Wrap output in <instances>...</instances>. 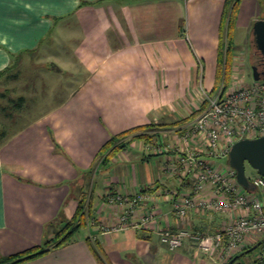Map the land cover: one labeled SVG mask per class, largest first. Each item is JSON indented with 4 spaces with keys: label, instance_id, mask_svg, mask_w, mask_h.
I'll list each match as a JSON object with an SVG mask.
<instances>
[{
    "label": "crops",
    "instance_id": "crops-1",
    "mask_svg": "<svg viewBox=\"0 0 264 264\" xmlns=\"http://www.w3.org/2000/svg\"><path fill=\"white\" fill-rule=\"evenodd\" d=\"M84 1L82 5V0H12L2 10L0 88L5 87L0 100L8 99L7 105L0 103L3 116L9 120L24 117L23 97L11 98L7 92L8 83L19 79L22 67L38 72L34 80H57L58 76L51 75L68 71L65 65L53 60L37 62L34 56L61 44L64 37H74L66 21L72 17L81 34L72 60L64 62L78 64L72 80L79 72L82 81L37 118L21 120L20 128L10 132L0 123V254L12 255L42 244L63 224L60 216L72 218L79 201L88 195L92 207L85 232L70 244L21 264H99L91 248L96 242L111 264H218L189 240L170 250L154 232L102 228L114 225L118 218V208L108 203L113 191L190 192L189 178L165 170L167 161L177 163L181 150L154 154L156 143L150 146L136 140L113 157L106 169L99 168L98 154L112 136L135 127L155 124L157 129L151 133L161 127L166 133L171 129L175 139L205 108L201 86L214 95L225 84L215 89L218 80H229L227 89L232 80H242L245 62L250 59L255 66L257 52L253 32L247 46L241 47L233 29L241 21L252 26L264 19V0H240L228 34L224 24L227 0ZM246 12L248 18L243 19ZM65 30L72 33L64 34ZM63 50L57 51L58 58L65 55ZM226 65L228 73L221 76L219 71ZM18 100L22 106L15 109L12 103ZM166 133L156 135L154 142L176 146L173 138L165 140ZM157 155L164 165L151 167ZM123 160L130 165L120 164ZM142 206L155 212L161 227L172 230L213 232L231 218L228 211H207L179 219L168 200L157 206L145 200ZM250 242L258 244L256 252L261 241Z\"/></svg>",
    "mask_w": 264,
    "mask_h": 264
},
{
    "label": "built area",
    "instance_id": "built-area-1",
    "mask_svg": "<svg viewBox=\"0 0 264 264\" xmlns=\"http://www.w3.org/2000/svg\"><path fill=\"white\" fill-rule=\"evenodd\" d=\"M200 90L206 106L176 136V146L156 142L155 147L159 154L171 148L181 150L177 163L167 161L165 170L170 175L180 173L189 178L191 191L179 193L162 188L151 194L146 193L147 188L130 194L113 191L108 194V203L118 208V218L114 225H102V228L154 232L170 250L182 247L189 240L203 256L219 263H226L242 248L251 246L250 241L253 244L261 241L253 257L239 264H264V176L258 173L247 176L251 190L246 192L233 168L215 163L216 158H227L235 141L264 135V79L244 85L232 83L227 90L223 92L220 88L214 95L202 86ZM145 200H152L155 206L161 200L170 201L179 219L192 212L207 211H228L231 218L213 232L172 230L160 226L154 211L142 210Z\"/></svg>",
    "mask_w": 264,
    "mask_h": 264
},
{
    "label": "rangeland",
    "instance_id": "rangeland-1",
    "mask_svg": "<svg viewBox=\"0 0 264 264\" xmlns=\"http://www.w3.org/2000/svg\"><path fill=\"white\" fill-rule=\"evenodd\" d=\"M247 16V17H246ZM247 19L248 18V12L245 13V17H243V19ZM66 21H68L70 24L69 26H71L70 31H73L74 33L65 30L64 34H68L69 32L72 33L74 35L73 36H69V37H64L66 40L62 41L61 44H55L51 49H43V50H39L38 53L34 56V60H36L37 62H41V63H45L48 62L50 60H53V62H55V64H59V65H65L64 70L68 69V71L64 72V73H60L58 74V72L55 73V75H51V76H58L57 80H34L36 79V75L38 74V72L34 71L33 69H27V71L25 70L24 67H22V71L19 72V79L17 80H10L11 82L8 83V89L7 92H9V96L11 98H18V97H23V99L25 100V105H26V109H25V114L24 117H22L21 119L18 117H15V120H9L7 119L5 116H3L0 113V123L2 125H5L7 127L8 131H13L16 130L17 128H20L22 123L21 120L23 121H30L32 119L37 118L39 115H41L44 111H46L47 109H50L52 105H54L55 103H57L58 98H63L66 97L69 93H71L76 87H77V83H80L82 80H80V73L78 72L77 76L74 78L75 80H72V75L76 72V70H79L78 68V64L75 62L71 63V66H68V64L66 65L64 61H70L72 60V49L73 46L75 45L76 40L79 38V35L81 34L80 30H77L75 27V18H69ZM248 23V24H247ZM252 29H253V25L251 26V22H244L241 21V23H237L235 24V27L233 29V35L235 37L236 42L239 43V45L241 47H246L247 43H248V37L249 35L252 34ZM59 49V50H57ZM66 52H64V50ZM63 50V52L65 53V55L61 54V57L58 58L57 51ZM56 51V52H55ZM52 53V54H50ZM54 56V57H53ZM58 65V66H59ZM253 66L252 63L250 61V59H248V63L245 62V66L243 67V71H242V77H244L242 80H232L233 83L237 84H247V83H253L256 82L254 77H253V70H252ZM55 69V67H54ZM259 69H262V65L259 67ZM26 71V72H25ZM82 71V69L80 70ZM71 75V76H70ZM245 78L247 80H245ZM231 82V80H230ZM232 83H230L229 86H231ZM5 86H2L0 88V90H3ZM8 99H1L0 103L3 104H8ZM0 124V127H2V125ZM157 129V128H156ZM154 129H150L148 130L147 133L148 135H152L153 137L156 135H159L161 133H166L164 128H159L158 130H156L155 133H151V131H153ZM163 131V132H160ZM167 138L168 140L172 139L173 136H171L173 134V130L168 129L167 130ZM177 135L179 136V134L177 133ZM156 138V137H155ZM128 139H125L124 141H127ZM173 140L175 141V139L173 138ZM144 151V150H143ZM149 153V152H146ZM160 156V157H159ZM154 159H151L150 161V166L154 167V168H160L162 165H164L162 163V156L161 155H157L156 157H153ZM161 158V159H160ZM121 159V158H119ZM216 162H220L223 163L227 166V158L223 159L222 162L220 160H215ZM134 163L138 165H140V163H138V161L134 160L132 161ZM120 164H128L130 165L129 162H125L120 161ZM245 173L248 177H252L255 176L257 174L256 170L254 168H252L248 163L245 165ZM96 178V177H95ZM98 178V177H97ZM96 178V179H97ZM98 180V179H97ZM95 182V179H94ZM94 182L92 181V185L94 184ZM88 187V186H87ZM88 191L89 188H87ZM246 191V190H244ZM247 192V191H246ZM249 194V192H248ZM85 232V228L81 229L78 233L82 234ZM254 254L250 253L247 254L241 258L238 259L237 262H235L234 264H239L241 262H247L246 260L250 257H253ZM210 259V258H209ZM213 262H216L215 259H211Z\"/></svg>",
    "mask_w": 264,
    "mask_h": 264
},
{
    "label": "trees",
    "instance_id": "trees-1",
    "mask_svg": "<svg viewBox=\"0 0 264 264\" xmlns=\"http://www.w3.org/2000/svg\"><path fill=\"white\" fill-rule=\"evenodd\" d=\"M240 0H227L226 4V11H225V18H224V24L227 27V34L232 29L234 23H235V17H236V11L238 8ZM87 3L86 1L82 0L81 4ZM257 52L256 60H255V66H258V68L261 66V54L256 49ZM229 58V57H228ZM228 65V62H227ZM226 65V69L220 70L219 74L222 76L228 73V67ZM228 81L229 80H218V84L216 85L217 89L221 82L225 83L222 85V91L224 92L228 87ZM22 102L21 101H15L12 103V107H21ZM203 107L206 106V102L203 103ZM16 109V108H15ZM149 128V129H148ZM156 129L155 124H151L147 126V128L143 129V127L138 128H131L125 132H122L116 136H112L110 140H108L98 154V163L99 168H107L113 157H115L119 152L126 149L133 141L136 140H142L144 144L153 146L154 139L156 136L145 134L150 129ZM149 133V132H148ZM125 139H128L127 141H124ZM158 142V141H157ZM159 143V142H158ZM157 154V153H154ZM226 158V157H224ZM91 202L90 197L88 195H85L82 197V199L79 201L77 212L75 215L70 219H64L63 216H60V223L63 224L61 227L56 230L52 237L47 238L44 240V242L40 245L32 246L26 250H23L21 252H18L16 254L12 255H2L0 254V264H21L26 261H30L32 259L38 258L52 249L60 248L65 245L70 244L74 241L76 236L78 235L79 231L85 227H87V216L90 215L91 212ZM90 244V240L87 239ZM96 245H91L92 251L94 252L98 263L99 264H111L103 255V252L101 250L100 245L96 242ZM258 247V244H255L253 246L242 248L240 251H238L234 256H232L230 259L234 258V263L238 261L239 258L250 254L254 252V250ZM100 252V253H99Z\"/></svg>",
    "mask_w": 264,
    "mask_h": 264
},
{
    "label": "water",
    "instance_id": "water-1",
    "mask_svg": "<svg viewBox=\"0 0 264 264\" xmlns=\"http://www.w3.org/2000/svg\"><path fill=\"white\" fill-rule=\"evenodd\" d=\"M253 41L256 49L261 54L260 70L258 66H253V77L255 81L264 78V19H258L253 24ZM228 165L235 170L238 183L247 191H250V184L245 173V165L248 163L256 172L264 176V135L253 138H241L235 141L228 152ZM234 258L226 263L218 264H234Z\"/></svg>",
    "mask_w": 264,
    "mask_h": 264
},
{
    "label": "snow or ice",
    "instance_id": "snow-or-ice-1",
    "mask_svg": "<svg viewBox=\"0 0 264 264\" xmlns=\"http://www.w3.org/2000/svg\"><path fill=\"white\" fill-rule=\"evenodd\" d=\"M7 2H12V0H0V44L4 43V23H3L2 10L5 3ZM25 2H33V0H25ZM35 2L39 3V0H35ZM8 46H12V44H9ZM2 60H3V56L2 54H0V61Z\"/></svg>",
    "mask_w": 264,
    "mask_h": 264
}]
</instances>
